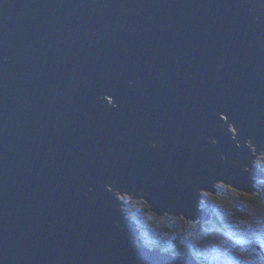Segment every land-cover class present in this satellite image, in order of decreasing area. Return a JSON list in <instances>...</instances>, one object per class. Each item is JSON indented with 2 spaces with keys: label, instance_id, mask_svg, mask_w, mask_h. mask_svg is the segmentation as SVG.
I'll return each mask as SVG.
<instances>
[{
  "label": "water",
  "instance_id": "95a60500",
  "mask_svg": "<svg viewBox=\"0 0 264 264\" xmlns=\"http://www.w3.org/2000/svg\"><path fill=\"white\" fill-rule=\"evenodd\" d=\"M263 154L264 0H0V264H201L119 194L205 222Z\"/></svg>",
  "mask_w": 264,
  "mask_h": 264
},
{
  "label": "rangeland",
  "instance_id": "374dc122",
  "mask_svg": "<svg viewBox=\"0 0 264 264\" xmlns=\"http://www.w3.org/2000/svg\"><path fill=\"white\" fill-rule=\"evenodd\" d=\"M251 149L255 154H257V149H253L252 145ZM259 158L261 159L257 160L261 165L260 161L262 160L264 162V154L260 155ZM257 160L255 159L254 162ZM258 181H264V178H258L255 183ZM224 187L225 186H215V191L212 192V194L200 192V195H202L201 198L213 196V194H217L216 192L223 190ZM245 194L247 193L242 192L240 196L232 194L228 200L227 198H222L223 206L216 205L217 211L222 217V222L225 228L221 231H217L213 235L214 238L207 243L201 242V236L203 235L198 234L196 231L189 228L194 225L190 222L198 221L199 219L193 221L188 220L190 222L186 221L185 225L179 223L183 217L174 215L177 217V219H174L172 217L173 215H170L174 220V222H170V224L172 223L175 228L173 232L180 234L184 233L185 236L190 238L193 242L200 241V247L197 249V252L199 254H206L207 256H210L209 260L212 259L214 261H218L219 264H237V261H247L248 264H264V202L255 201L254 204H252L251 201L247 200L243 196ZM119 197L123 202V212L126 216L132 217L140 223L139 233L143 240L141 243L152 244L153 247L154 242L158 239V234L162 233V230L159 228V224L156 226L157 229H154L155 226L152 225L153 230H151L149 228L151 220L155 222L158 220L163 224H168L169 221H165V216H155V218H153L152 213L151 211H148L144 200H138L135 197L133 198V195L129 194H119ZM206 200L201 201L204 203ZM127 209H130V211ZM228 209H230L229 213H227ZM144 229L148 230L144 231ZM210 230H212V228ZM173 232L171 231V234L169 233V235H174Z\"/></svg>",
  "mask_w": 264,
  "mask_h": 264
},
{
  "label": "trees",
  "instance_id": "16d2710c",
  "mask_svg": "<svg viewBox=\"0 0 264 264\" xmlns=\"http://www.w3.org/2000/svg\"><path fill=\"white\" fill-rule=\"evenodd\" d=\"M261 163V162H260ZM264 169V164L262 166ZM227 186V185H226ZM255 187L257 188V191L250 195V194H245L243 195L247 200L251 201L252 204H254L255 201H263L264 202V181H258L255 183ZM242 192L239 193V191L234 190L232 187L227 186L223 188V190H220L217 194V196H209L206 197V201L202 203L201 201V207L204 208L206 211L209 212L211 215V219L209 220V223L203 222V221H194L190 222L184 219V217L181 219L180 224H185L186 221L193 223V226H190L189 228L191 230L196 231L198 234H201L202 241L201 242H208L210 241L213 237V235L217 231H221L224 227V224L222 222V217L217 211V206L216 205H222L223 206V200L222 198H230L231 195H237L240 196ZM213 197V198H212ZM134 198V196H133ZM121 208H123L121 206ZM133 208V207H132ZM229 208V206H228ZM222 209V208H221ZM130 211V209H127ZM229 210H227V213H229ZM226 213V214H227ZM152 217L155 218V216L152 214ZM165 221H169L168 224H163L160 223L158 220L155 222L151 220V225L149 228L152 229V225L155 226L154 229H157V224H159V228L162 230V233L158 234V239L154 242V246L152 248H158L164 253H171L176 256H182L187 254L188 252L194 254L196 260L200 262L201 264H219L218 261H214L212 259L209 260L210 256H207L206 254H199L197 252V249L200 247L199 242L192 241L190 238H187L184 233H175L173 230L175 228L173 227V224L171 225L170 222H174V220L169 217V215L165 216ZM174 219H177L176 216H172ZM193 221V220H192ZM138 225L140 227V223L138 221ZM144 226V225H142ZM212 228V230H210ZM140 230V228H139ZM148 229H144V231H147ZM171 231L174 233V235L170 236L169 233L171 234ZM212 233V234H211ZM198 241V240H197ZM256 245V244H255ZM206 255V256H204ZM208 257V258H207Z\"/></svg>",
  "mask_w": 264,
  "mask_h": 264
},
{
  "label": "flooded vegetation",
  "instance_id": "af4514ba",
  "mask_svg": "<svg viewBox=\"0 0 264 264\" xmlns=\"http://www.w3.org/2000/svg\"><path fill=\"white\" fill-rule=\"evenodd\" d=\"M260 162H261V165L263 166L264 162H263L262 160H261ZM256 165L262 167V166L259 164L258 160L256 161ZM218 192H219V191H218ZM218 192H216V193L218 194ZM217 194H213V196H217ZM131 218H132V217H131ZM133 219H134V218H133ZM134 221H135V223H136V225H137V228L139 229L138 221H136L135 219H134ZM206 223H209V221H206Z\"/></svg>",
  "mask_w": 264,
  "mask_h": 264
},
{
  "label": "snow or ice",
  "instance_id": "6c2138e0",
  "mask_svg": "<svg viewBox=\"0 0 264 264\" xmlns=\"http://www.w3.org/2000/svg\"><path fill=\"white\" fill-rule=\"evenodd\" d=\"M246 251V250H245ZM237 264H248L247 261L241 262V261H237Z\"/></svg>",
  "mask_w": 264,
  "mask_h": 264
},
{
  "label": "bare ground",
  "instance_id": "6f19581e",
  "mask_svg": "<svg viewBox=\"0 0 264 264\" xmlns=\"http://www.w3.org/2000/svg\"><path fill=\"white\" fill-rule=\"evenodd\" d=\"M113 189H114V188H113ZM115 191H119V190H115ZM201 196H202V195H200L199 198H201ZM192 220H197V219H190V221H192Z\"/></svg>",
  "mask_w": 264,
  "mask_h": 264
}]
</instances>
